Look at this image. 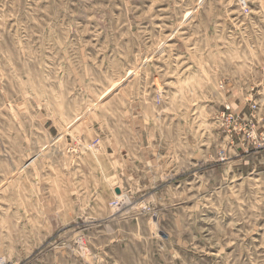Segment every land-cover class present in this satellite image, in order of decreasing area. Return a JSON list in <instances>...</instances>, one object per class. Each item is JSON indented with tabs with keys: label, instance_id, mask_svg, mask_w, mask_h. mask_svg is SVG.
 <instances>
[{
	"label": "rangeland",
	"instance_id": "rangeland-1",
	"mask_svg": "<svg viewBox=\"0 0 264 264\" xmlns=\"http://www.w3.org/2000/svg\"><path fill=\"white\" fill-rule=\"evenodd\" d=\"M0 264H264V0H0Z\"/></svg>",
	"mask_w": 264,
	"mask_h": 264
}]
</instances>
